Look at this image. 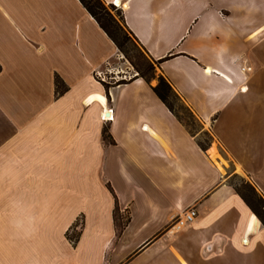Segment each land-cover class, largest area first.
<instances>
[{
    "label": "crops",
    "instance_id": "0c3cea01",
    "mask_svg": "<svg viewBox=\"0 0 264 264\" xmlns=\"http://www.w3.org/2000/svg\"><path fill=\"white\" fill-rule=\"evenodd\" d=\"M104 1L211 140L125 79L80 0H0V264H264V224L230 181L264 196V0Z\"/></svg>",
    "mask_w": 264,
    "mask_h": 264
},
{
    "label": "trees",
    "instance_id": "16d2710c",
    "mask_svg": "<svg viewBox=\"0 0 264 264\" xmlns=\"http://www.w3.org/2000/svg\"><path fill=\"white\" fill-rule=\"evenodd\" d=\"M80 1L87 9V11L98 22L101 28L114 41L120 53H122L124 57L128 59V61H130L133 67L138 71L137 75L144 78L146 81L150 82L151 79L154 77L155 66L157 65L159 68L162 60L154 59L152 56H150L148 51L142 46L138 38L126 25L122 9L120 8L117 9V15H116L106 5V2L104 0H80ZM110 6L113 10L115 9L112 3H110ZM129 40L133 42V46L131 48L128 47L127 45V42ZM0 70H1V65H0ZM124 82H126V80H121L117 83H124ZM104 84L106 87H109L111 85V83H107V82H104ZM56 86L58 92H63L65 89L64 83L59 77L56 78ZM153 89L158 95V97L166 104V106L176 115H178L175 111L174 104L170 100V97H173L181 101L183 100L162 73L159 77V82L153 87ZM184 106L190 112V114L194 116L192 110L186 104H184ZM205 132L209 134L207 131ZM103 136L106 141L113 142L111 135L108 134L107 128L104 130ZM209 142L203 144L202 142L199 141L200 145L204 148L209 144ZM234 187L264 224V213L254 205L250 196L242 192L236 186ZM246 187L248 188L249 192L252 193V195L258 198L257 199L258 202H261L264 207V196L257 190V188L249 181L247 182ZM118 210H119L118 205H116L115 211L118 212ZM79 234L80 232H73L70 235V239L76 242V240L79 237Z\"/></svg>",
    "mask_w": 264,
    "mask_h": 264
},
{
    "label": "rangeland",
    "instance_id": "374dc122",
    "mask_svg": "<svg viewBox=\"0 0 264 264\" xmlns=\"http://www.w3.org/2000/svg\"><path fill=\"white\" fill-rule=\"evenodd\" d=\"M106 5L113 11V13H115L117 15V9H119L120 7H118L116 4H112L115 7V9L113 10L111 8L110 4L106 3ZM260 20H262V18H256V22H259ZM127 45H128V47L131 48L133 46V42H131L129 40L127 42ZM126 60L128 61V59H126ZM128 64L133 69L131 70V72H126L125 73V75H126L125 79H129L134 74H138V71L133 67V65L130 63V61H128ZM160 75H161V72H160L158 66L156 65L155 66V70H154V77L151 79V81H153V82H155L157 84L159 82ZM170 100L174 104V108H175L176 113L186 123V125L190 128V130L197 135L199 141L202 142L203 144H205L206 142H209L211 140V135L207 134L202 129V125L199 122V120L195 116L191 115L190 112L184 106L185 103L183 101L175 99L173 97H170ZM230 181L234 184V186H236L242 192H244L248 196H250V198L252 199L254 205L260 211H262L264 213V207H263L262 203L258 202V200H257L258 198H256L254 195H252V193L249 192L248 188L246 187L247 182H248L247 178H245L244 176H241V175H234V176L231 177ZM80 222L81 221H78V223H80ZM120 223L123 224L124 223V219H122ZM80 229H81V226L78 227V231Z\"/></svg>",
    "mask_w": 264,
    "mask_h": 264
},
{
    "label": "built area",
    "instance_id": "2783aa9c",
    "mask_svg": "<svg viewBox=\"0 0 264 264\" xmlns=\"http://www.w3.org/2000/svg\"><path fill=\"white\" fill-rule=\"evenodd\" d=\"M115 4L118 6L117 3H115ZM97 74L100 78L105 79V76L101 72H98ZM110 111H111V109H110ZM112 118H113V116L111 114H107V115L103 116V119L106 121L111 120ZM197 215H198V212L195 208H189L187 210H184L182 212V214H180L176 218L174 225L181 227V226L191 222L192 220H194L197 217Z\"/></svg>",
    "mask_w": 264,
    "mask_h": 264
},
{
    "label": "bare ground",
    "instance_id": "6f19581e",
    "mask_svg": "<svg viewBox=\"0 0 264 264\" xmlns=\"http://www.w3.org/2000/svg\"><path fill=\"white\" fill-rule=\"evenodd\" d=\"M117 4H119V2H116Z\"/></svg>",
    "mask_w": 264,
    "mask_h": 264
}]
</instances>
